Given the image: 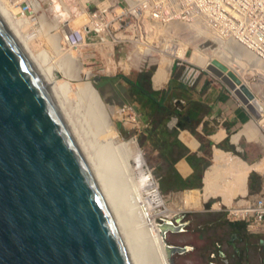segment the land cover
<instances>
[{"label": "water", "instance_id": "water-1", "mask_svg": "<svg viewBox=\"0 0 264 264\" xmlns=\"http://www.w3.org/2000/svg\"><path fill=\"white\" fill-rule=\"evenodd\" d=\"M13 6L0 0V264H142L67 92L18 10L5 15ZM205 70L254 114L249 92L224 65ZM177 222L158 224L169 264L184 251L165 241Z\"/></svg>", "mask_w": 264, "mask_h": 264}, {"label": "built area", "instance_id": "built-area-1", "mask_svg": "<svg viewBox=\"0 0 264 264\" xmlns=\"http://www.w3.org/2000/svg\"><path fill=\"white\" fill-rule=\"evenodd\" d=\"M12 1L22 6L24 15H19L33 37L34 30L43 29V22L54 24L41 31L59 39L60 53L73 55L90 84L95 78L147 71H151L149 82L154 84L160 63L169 60L167 78L174 68L181 86L191 88L212 61L226 67L224 61L208 57L201 65L195 63L194 50L208 54L216 49L225 57L241 53L243 64L248 65L246 71L255 70L244 75L248 84L242 83L251 96L247 102L254 114L243 104L242 108L248 113L246 125L253 127V142L260 151L253 163H262L263 168L253 169L260 179L258 191L236 198L224 211L229 221L242 222L247 233L264 232V78L260 75L264 74V0H256L253 10L240 11L231 10V0ZM25 20L35 26H28ZM216 206L222 207L219 202Z\"/></svg>", "mask_w": 264, "mask_h": 264}, {"label": "crops", "instance_id": "crops-1", "mask_svg": "<svg viewBox=\"0 0 264 264\" xmlns=\"http://www.w3.org/2000/svg\"><path fill=\"white\" fill-rule=\"evenodd\" d=\"M231 73L239 84H242L240 78ZM156 75L157 71L153 76L154 84L149 83L150 90L155 94L153 104L156 108L165 107L172 112L177 110L180 113L179 117L171 115L163 125H158L157 129L149 133L150 141L146 145L148 166L153 173L158 192L162 196H169L193 191L201 199H207L203 200L202 204L209 203V206L211 205L209 211L213 212L218 211L217 202L224 208L231 204L230 201L243 197L242 194L245 196L257 192L260 179L253 170L244 171L247 173V175L243 173L246 175H243L246 177L244 180L242 174L239 175L240 171L242 173L240 161L248 165L253 164L260 156V151L253 140L244 139L246 134L243 135L242 131L247 126L248 113L233 92L206 71L200 72L191 88L181 86L177 81L178 71L174 68L169 77L159 84L155 83ZM216 151L223 153L225 159L213 161L216 159L214 157ZM234 157L236 158L233 159ZM219 162L222 165H219ZM216 163L219 166H216ZM241 181L243 182L240 183ZM204 183H210V187ZM211 187L216 193L213 190V193L209 192ZM223 187L224 189L229 187L230 192L228 189L223 190ZM204 189L208 194L204 193ZM220 191L227 197L223 194L221 196ZM245 232L242 222H232L223 218L213 220L205 241L212 242L210 244L212 250H209V246L205 249L207 253L218 254L225 264H242V242L247 243L244 242ZM196 238L197 240L200 238L199 234L196 237L191 234L189 238H182V245L188 246V243L194 242ZM186 248L190 247L185 246Z\"/></svg>", "mask_w": 264, "mask_h": 264}, {"label": "bare ground", "instance_id": "bare-ground-1", "mask_svg": "<svg viewBox=\"0 0 264 264\" xmlns=\"http://www.w3.org/2000/svg\"><path fill=\"white\" fill-rule=\"evenodd\" d=\"M17 5H18V3H16L15 7H13V8L14 9L16 8L18 10V12L21 13L23 11V9L19 5L18 6ZM14 9H11V11H13ZM5 15H7V11H5ZM21 15H24V14L21 13ZM25 23L26 24L28 23V26H30V24H32L31 21L26 22V20H25ZM49 25L53 26L54 24H50L48 22H46V23L43 22L42 23L43 29L39 28V31L34 30V32H35L34 36L38 38L43 32L41 30H44L45 27L46 28L49 27ZM47 39L49 40V41L48 40L47 41H48V45L50 46V48H52V47L58 48L59 39L57 37H50L49 36ZM184 48L185 47H183V50H184ZM199 52L201 53L200 55L202 56L201 63H202V59H203V62H205L204 60L207 57L209 60L215 59L218 61H224L226 68L229 69L231 72H233L236 76H238V78H240V82L243 83L244 85H246L248 83H246V79L242 76L247 75L248 73L252 74V72L255 71V70H249V72L246 71L247 70L246 66H248V65L243 64L245 60H242V54L241 53H235L234 54V52H233L232 53V54H234L233 56L225 57V55L222 52H218L216 49L212 50V52L208 53V54H206V53L202 54L201 51H199ZM197 53L198 52L196 51L195 55ZM192 58H194V55ZM195 58H196V56H195ZM46 59H47L49 65L51 66V68H53V62L54 61L52 62L48 58H46ZM170 62L171 61L166 60V61L160 63L158 69L156 70L157 71L156 81H155L156 84H159L160 82H162V80H164V81L166 80L168 72H169ZM58 64H57L58 68L62 70V72L66 76L67 80L75 81V83H76L75 92H74L76 95L75 98L77 97V100H79L81 98L82 100H84V102L86 104V111H85L86 115H79V117H80L81 121H84L82 123H83L90 139H91L90 134H92L91 133V131H92L91 127L92 128L95 127L97 129H99L104 134L103 138L104 137L107 138V139H104V140H107V142L105 144L103 143L101 145L102 147L98 146L99 149H96V151L98 150L97 153L101 158L103 166L109 175L111 184H112V186L115 190V193L119 199V202H120L122 210H123L124 217L126 219V222L129 226L131 232H132L133 239H134V242L136 245V249H137L138 255L141 259L142 264H169L167 261L166 254H165L164 247H163V243L161 240L159 227L155 221L156 220L155 218L159 215H167L170 218L175 212H178L181 210H190L191 211V210H197L198 208L200 210V208H202L201 203L206 198L201 199L196 193H193V191L192 192H185L184 191V193H181V194L177 193V194H173V196H172L173 202L177 205L176 210H173L174 208L170 209L171 208L170 206L165 207L164 199L160 195V193L158 192L156 184H155L150 172L146 169L144 159L142 157L140 150L137 147L136 141L134 139H130L128 141H122L120 139L118 134L115 132V129H114V127L110 121V118L108 116V112H106V108L103 106L102 102L100 101L96 90L93 88V86L88 81L81 82V74L83 72H82V68L80 67V64L77 62L76 59H73V55H71V53H69V52L66 53V55H64L63 58L58 59ZM256 71H258V70L256 69ZM262 73H260V75H261V77L264 78V74H262ZM61 84L64 87L65 91L67 93H69L68 92L70 89L69 83L62 81ZM251 87L255 91V89H256L255 86L251 85ZM72 91H73V87H72ZM73 103H75V102H73ZM74 109L76 112L78 111V102L74 104ZM242 132H243V135L246 134V136L248 137V140H255L256 133L254 132L253 127L251 125H247ZM239 133H241V131ZM235 138H236V135H235ZM222 154L217 152L216 156L214 155V157H216V159L215 160L213 159V161H217V162L220 160L222 161L224 158V156ZM235 158L236 157H234L233 159H235ZM230 159H231V161H233L231 157H230ZM238 162H239V160H238ZM239 164H241L240 167L242 168V173L240 171V167L238 168L240 171L239 175L242 174L241 177H243V180H244V177L247 175V173H245L246 171L248 172L249 170L263 168L262 163L261 164H254L253 163V164L248 165L245 162L240 161ZM219 165H222V163L220 164V162H219ZM219 165H217V163H216V166H219ZM183 166H185V165H183ZM228 167L231 168L230 165ZM228 170H229V168H228ZM243 173H245L246 175ZM222 174H224V173H222ZM231 174H233V173H231ZM234 175H236V174H234ZM243 175H245V176H243ZM226 178H228V177H226ZM222 179H224V178H222ZM205 180H207V179L205 178ZM208 181H209V179H208ZM227 182H229V181H227ZM230 182H232V181L230 180ZM242 182L243 181H241L240 183H242ZM204 184H208V183H204ZM232 184H234V183H232ZM240 186H239V189H240ZM207 187H205V189ZM209 187H210V185H209ZM217 187H216V189H218ZM237 187H238V185H237ZM245 187H244V189L242 188L243 191H245ZM205 189H204V193L205 192L207 193V191ZM227 189L229 191V187ZM227 189H224V187H223V190H227ZM212 190H213V188L211 189V191H209V190L208 191L211 193ZM222 194L224 195V193L221 192L220 195L222 196ZM211 196H212V194H211ZM224 196H226V195H224ZM242 196H244V195L242 194ZM229 199H230V197H229ZM231 202L232 201H230V203ZM160 207H163L164 210L156 211V209H158Z\"/></svg>", "mask_w": 264, "mask_h": 264}, {"label": "rangeland", "instance_id": "rangeland-1", "mask_svg": "<svg viewBox=\"0 0 264 264\" xmlns=\"http://www.w3.org/2000/svg\"><path fill=\"white\" fill-rule=\"evenodd\" d=\"M233 1L234 0H231L230 2L232 11H234V9H238L239 11L241 9L253 10L256 5V0H241L236 3H233ZM20 7L22 8V6ZM31 26L34 27L35 24H30V27ZM48 37L49 36L42 32V34L35 40L37 41L44 56L52 62L54 61L52 70L58 77L59 81L69 83L70 89L68 91L69 93L67 94L68 96H70L69 98L73 106L78 102L77 114L86 115V104L84 100H82L81 98L77 100V97L75 98V81L67 80L62 70L58 68V59L63 58L66 53H60L59 48L56 47L50 48V46L48 45ZM196 51L197 50H194L195 53ZM197 52L198 55H196V58H193V61L201 65L202 56L200 55L201 53L199 51ZM136 76L137 75L132 74L130 76H126V78L129 80H134ZM85 81V78L81 75V82ZM91 85L96 90L100 101L106 108V112H108L110 121L120 139L122 141H128L130 139H134L136 141L137 147L144 159L146 169L150 172L154 180L153 173L148 166L146 145H148L150 141L149 133H151L153 129H157L158 123L153 122L154 119L150 114L148 105H145L146 103L144 101H140L135 94H132L133 92L131 90V87L128 84L124 83L119 77L101 78L96 83L92 82ZM116 123L120 124L119 130L115 127ZM91 129V141L96 150L99 149L98 146L102 147L101 145L107 142V140H104L107 138H103L104 134L99 129L95 127H91ZM120 132L126 135L125 139L121 137ZM172 196L173 194L169 196H162L164 199V205L165 207L170 206V209L174 208L173 210H176L177 205L173 202ZM210 206L209 203H201L202 208H200V210L199 208L197 210L191 211L181 210L175 212L170 218L167 215H159L155 218L157 224L161 223V221L163 220H168L171 223L175 224L174 222L178 220L177 224L181 225V228L177 232H167L165 235L166 244L178 248H184L183 252L173 254L172 259L174 264H225L222 257H219L218 254L207 253V250L205 249L206 246H209V250H212L210 248V244L212 242L205 241L207 240V233L211 230L213 220L222 218L227 220L224 211L225 208L221 207L220 209H218V211L213 212L209 211ZM162 210H164L163 207L156 209V211ZM191 234H193L195 237L199 234L200 238L198 240L196 238L194 242L188 243V246L184 244L182 245V238H189ZM244 237V242L247 243L242 242V264H264V232L259 234H249L245 232ZM184 243L186 244L187 242ZM185 246L190 248L185 249ZM202 251L204 252V254H201Z\"/></svg>", "mask_w": 264, "mask_h": 264}, {"label": "trees", "instance_id": "trees-1", "mask_svg": "<svg viewBox=\"0 0 264 264\" xmlns=\"http://www.w3.org/2000/svg\"><path fill=\"white\" fill-rule=\"evenodd\" d=\"M151 71H147L144 73L137 74L134 80H129L126 77H119L122 81L128 84L131 87L133 94H135L139 100L144 101L145 105L149 106L150 114L153 117V122L158 123V125H163V123L170 117L171 115H175L179 117V112L174 110L173 112L168 110L165 107H155L153 104V100L155 98V94L150 90L149 81H150Z\"/></svg>", "mask_w": 264, "mask_h": 264}]
</instances>
